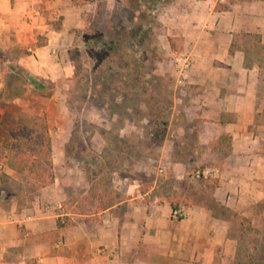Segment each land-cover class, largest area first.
<instances>
[{
	"label": "crops",
	"instance_id": "0c3cea01",
	"mask_svg": "<svg viewBox=\"0 0 264 264\" xmlns=\"http://www.w3.org/2000/svg\"><path fill=\"white\" fill-rule=\"evenodd\" d=\"M89 6L72 0H0V52L40 78L72 77L76 68L69 48ZM161 18L176 52L188 53L192 66L182 102L169 117L160 160L173 169L205 162L202 156L226 132L232 135L223 161L229 174L195 197L175 186L171 195L154 186L141 192L133 181L124 197L86 213L59 207L68 195L64 179L55 176L31 198L0 205V264H227L233 258L236 242L220 208L249 197L248 171L238 165L256 143L261 64L259 55L250 59L245 39L255 34L264 43V0H172ZM241 32L249 35L241 40ZM3 94L0 82V102ZM4 107L0 103V117ZM45 111L48 118L49 105ZM2 171L9 180L21 179L0 160V181ZM178 205L185 216L173 219L171 209ZM59 217L71 223L59 229Z\"/></svg>",
	"mask_w": 264,
	"mask_h": 264
},
{
	"label": "rangeland",
	"instance_id": "374dc122",
	"mask_svg": "<svg viewBox=\"0 0 264 264\" xmlns=\"http://www.w3.org/2000/svg\"><path fill=\"white\" fill-rule=\"evenodd\" d=\"M170 1L172 0H163L157 7H151L149 4L145 63L147 83H143L144 80L142 83L137 80L138 74L132 71V64H125L130 58L134 60L140 56L141 51H137L135 44L133 48H129L130 52L124 55L123 61L113 64L101 61L94 46L86 43L81 34L76 35L70 46L69 55L75 68L78 67V74L75 70L72 77H61L54 81L40 78L29 71L19 70L16 68L19 66L11 61L10 54L4 55L0 52V82H3V96L15 97L10 103L4 104L3 113L26 117L36 114L46 116L50 137L53 140L54 175L64 179V191L68 195V198L61 202L59 206L61 209L80 213L94 211L97 205L93 199L95 190L102 189L105 193L115 191L116 198H122L125 196L126 185L133 181L138 184L137 188L141 192L154 186V190H161L163 194L168 192L171 195L175 186L178 189H186L188 194L195 197L200 195L198 193L202 188L211 191V188L218 186L223 177L229 174L230 165L223 162L226 155L223 158L220 152L212 153L213 147L202 156L201 161L205 162L176 165L173 169L171 165L160 160L162 143L159 144L157 140L160 138L163 141L167 135L168 125L162 133L156 135L157 137L153 135V130L158 127L157 124H153L155 117L151 113L168 103L170 106L167 107L168 112L173 115L172 109L174 105L178 106L182 102L187 86L176 84L175 63L181 52H176V44L167 34V26L161 18L162 8ZM123 2L124 0H95L94 3H90L83 28L86 29L89 23L93 27L103 26L112 18L121 28L135 30L127 14L123 12ZM96 3L101 6L97 7ZM97 10L99 15H95ZM244 34L248 33H239V39L242 40ZM245 41L250 43V59H255L259 55L261 71L257 109H264V43L255 34L246 36ZM95 70H99L98 73L95 74ZM112 72L132 73L131 84L138 88L135 91L131 90L133 98L127 100L125 95L118 93L109 99L104 97L103 92L100 97L92 96V84L100 81L105 85L108 82L107 76ZM26 74L43 83L44 88L39 89L31 84ZM156 77L160 79L161 84L156 81ZM149 80L153 81L154 86L149 84ZM104 85L101 86L105 87ZM94 89L97 91L100 88ZM117 89L118 86H114L110 91ZM47 105L50 110L48 118L45 111ZM253 138L256 139V143L250 146L249 157L245 159L244 164L238 165L244 167V172L248 171L246 173L249 174V197L238 199L239 202H243L241 205L235 202L227 206L224 202L227 210L220 208V213L229 221L231 233L238 231L234 226L237 214L250 219L244 222L243 230L248 231V225L255 229L245 235L246 240L242 247L245 261H248L250 250L256 252L255 244L259 246L264 243L263 126H255ZM204 167L218 169V175L207 179L190 177L192 171ZM176 174L182 175L181 177L186 180L174 178L173 175ZM3 185L10 191L24 189L30 192L29 198L34 193L33 186L22 185L20 179L17 183L7 180ZM233 238L236 242L235 252L227 264H231L238 246L237 238L234 236ZM256 239H259V242H255Z\"/></svg>",
	"mask_w": 264,
	"mask_h": 264
},
{
	"label": "trees",
	"instance_id": "16d2710c",
	"mask_svg": "<svg viewBox=\"0 0 264 264\" xmlns=\"http://www.w3.org/2000/svg\"><path fill=\"white\" fill-rule=\"evenodd\" d=\"M161 1L163 2V0H124L123 12L127 14L128 20L133 28H136L135 30L121 28L120 24L116 23L111 18V20H107L106 24L103 26L93 27L91 23H89L91 26L89 25L86 29L83 28L77 33V36L81 34V38L86 40V43H91L94 46L96 54L101 61H109L113 64H118L117 62L123 61L124 55L130 52L129 48H133V44H135L137 46V51H141L139 52L140 56L134 60L130 58L128 61H125V64H132V71H136L138 74L137 80L141 83L144 80L143 83H147L148 79L145 77L147 75L145 63L147 55L146 36L149 31L147 21V17L149 16V4L151 7H157L160 5ZM72 2L94 3L95 0H72ZM96 5L97 7L101 6L99 3H96ZM96 14H100L98 10L95 12V15ZM134 19L137 21L134 22ZM16 68L27 72L23 68ZM77 69L78 67L76 68V73L78 74ZM98 71L99 70H95L94 73L96 74ZM26 75L31 84L35 87L39 89L44 88L43 83H39L29 74ZM131 76V72H112L107 76L108 82H106L105 85L100 83V81H95L92 84V96L100 97L103 92L104 97H108L109 99L118 93L125 95L127 100L133 98L131 90L135 91L138 90V88L136 85L133 86V84H131ZM120 81H122V83H120ZM156 81L161 84L158 77H156ZM152 82L153 81L149 80V84L154 86ZM114 86H118L119 89H117V91H110ZM95 87L100 89L95 91V89L93 90ZM163 88H165V86H163ZM14 99L15 97L13 96H3L0 103L6 104ZM167 107H170L168 103L151 113V115L153 114L155 117L152 122L153 124H157L158 127L153 130L152 134H155V136L162 133L169 122L170 113ZM253 124L255 126L264 127V109H257L255 111ZM231 139L232 135L230 133H222L215 142L213 150L215 152H220L224 156L227 155L231 149ZM157 141L159 144L162 143L160 138ZM0 159H2L4 165L11 167L21 175L20 182L22 185L33 186L34 193L38 189L51 184L54 181L55 175L51 137L46 116L44 114H36L31 117H26L20 114L3 113L0 118ZM7 180H9V176L2 171L0 181V205L7 203L11 198H16L20 201L30 197V192H26L24 189H15V191L7 190L3 185ZM12 181L17 183L16 180ZM114 193H112V191L105 193L102 189L95 190L93 192V199L96 201L97 205L94 211L103 210L118 200L119 198H116L117 193L115 191ZM235 217L237 220L234 222V226L238 231L231 235L237 238L238 246L231 264H264V243L259 246L255 244L254 250L256 252H251L250 250L248 261L244 260V250L242 247L246 240L245 235L248 231L255 229L248 225L249 230H243L244 222H248L250 219L239 214L235 215ZM70 223L71 221L66 217H59L57 226L59 229H63ZM255 242H259V239H256Z\"/></svg>",
	"mask_w": 264,
	"mask_h": 264
},
{
	"label": "built area",
	"instance_id": "2783aa9c",
	"mask_svg": "<svg viewBox=\"0 0 264 264\" xmlns=\"http://www.w3.org/2000/svg\"><path fill=\"white\" fill-rule=\"evenodd\" d=\"M176 84L184 85L188 80V73L192 66V60L188 53L181 52L176 58ZM218 169L216 168H207L196 169L190 173L192 179H207L209 177H216L218 175ZM185 216V209L178 205L171 209V217L173 219H180Z\"/></svg>",
	"mask_w": 264,
	"mask_h": 264
}]
</instances>
